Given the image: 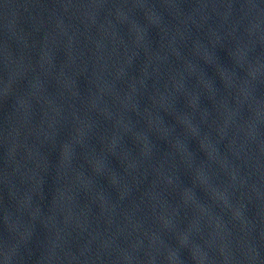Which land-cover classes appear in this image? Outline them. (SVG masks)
<instances>
[{
	"label": "water",
	"instance_id": "95a60500",
	"mask_svg": "<svg viewBox=\"0 0 264 264\" xmlns=\"http://www.w3.org/2000/svg\"><path fill=\"white\" fill-rule=\"evenodd\" d=\"M0 264H264V0H0Z\"/></svg>",
	"mask_w": 264,
	"mask_h": 264
}]
</instances>
